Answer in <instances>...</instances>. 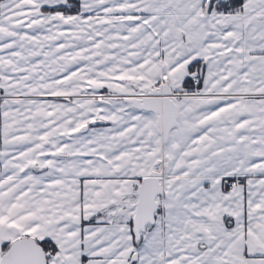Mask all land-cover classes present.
<instances>
[{"label":"snow or ice","instance_id":"1","mask_svg":"<svg viewBox=\"0 0 264 264\" xmlns=\"http://www.w3.org/2000/svg\"><path fill=\"white\" fill-rule=\"evenodd\" d=\"M0 264H264V0H0Z\"/></svg>","mask_w":264,"mask_h":264}]
</instances>
